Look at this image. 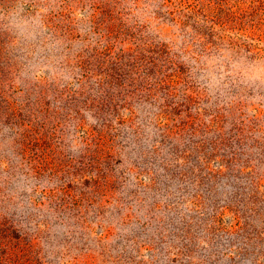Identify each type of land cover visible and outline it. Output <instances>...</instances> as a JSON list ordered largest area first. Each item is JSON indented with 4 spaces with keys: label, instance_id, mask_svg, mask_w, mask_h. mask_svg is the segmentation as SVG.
Here are the masks:
<instances>
[{
    "label": "rangeland",
    "instance_id": "obj_1",
    "mask_svg": "<svg viewBox=\"0 0 264 264\" xmlns=\"http://www.w3.org/2000/svg\"><path fill=\"white\" fill-rule=\"evenodd\" d=\"M0 264H264V0H0Z\"/></svg>",
    "mask_w": 264,
    "mask_h": 264
}]
</instances>
